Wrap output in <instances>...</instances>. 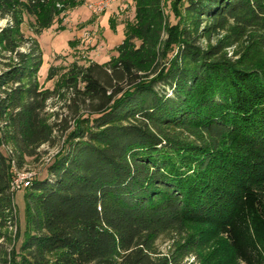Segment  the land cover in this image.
<instances>
[{"label":"trees","instance_id":"16d2710c","mask_svg":"<svg viewBox=\"0 0 264 264\" xmlns=\"http://www.w3.org/2000/svg\"><path fill=\"white\" fill-rule=\"evenodd\" d=\"M165 1L135 0L118 56L51 90L23 14L38 33L79 0H0V264H184L217 239L264 264V0H174L176 23ZM65 91L67 113L48 112ZM63 137L25 189L17 249L15 169Z\"/></svg>","mask_w":264,"mask_h":264},{"label":"rangeland","instance_id":"374dc122","mask_svg":"<svg viewBox=\"0 0 264 264\" xmlns=\"http://www.w3.org/2000/svg\"><path fill=\"white\" fill-rule=\"evenodd\" d=\"M98 0H79L74 7L67 8L59 14L50 27L36 33L38 23L36 18L26 12L23 14L22 32L25 42L20 49L25 50L32 40H37L43 50V65L39 72V81L43 89L54 90L62 77L69 71L73 64L88 66L93 62L100 64L110 61L118 56V46L125 38L128 23L135 21V0H117L102 12H93L91 5ZM172 1H165V10L169 14L171 23L178 21L175 11L172 9ZM185 0H181L178 11L183 10ZM0 27L7 24V19H1ZM205 43L204 41H202ZM139 44V42H137ZM51 68H54L51 73ZM68 92L64 95L59 92L49 100L48 112L57 111L60 114L67 113L65 103ZM65 137L57 141L55 146L46 144L39 150L38 157L28 158V167L38 173L40 178L47 176L48 164L60 151ZM15 202L19 216V229L21 236L17 242L19 249L23 230L26 225L25 215V189L15 193ZM171 233L162 235L157 240L161 254H168L173 245ZM229 252L225 241L217 239L209 241L199 248L198 254L190 255L184 260V264H232L229 262Z\"/></svg>","mask_w":264,"mask_h":264},{"label":"built area","instance_id":"2783aa9c","mask_svg":"<svg viewBox=\"0 0 264 264\" xmlns=\"http://www.w3.org/2000/svg\"><path fill=\"white\" fill-rule=\"evenodd\" d=\"M117 0H98L91 5L93 12L104 11ZM38 175L31 167L23 170L15 169V177L11 183L12 191L16 193L20 189H26Z\"/></svg>","mask_w":264,"mask_h":264},{"label":"bare ground","instance_id":"6f19581e","mask_svg":"<svg viewBox=\"0 0 264 264\" xmlns=\"http://www.w3.org/2000/svg\"><path fill=\"white\" fill-rule=\"evenodd\" d=\"M96 13H98V12H102V11H95Z\"/></svg>","mask_w":264,"mask_h":264},{"label":"clouds","instance_id":"9594fccd","mask_svg":"<svg viewBox=\"0 0 264 264\" xmlns=\"http://www.w3.org/2000/svg\"><path fill=\"white\" fill-rule=\"evenodd\" d=\"M0 23H3L2 21H0Z\"/></svg>","mask_w":264,"mask_h":264}]
</instances>
